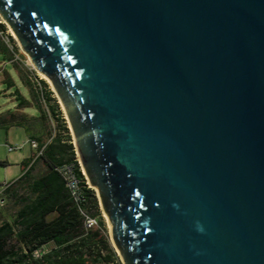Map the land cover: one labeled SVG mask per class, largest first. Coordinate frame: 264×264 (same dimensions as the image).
Listing matches in <instances>:
<instances>
[{
    "label": "water",
    "instance_id": "95a60500",
    "mask_svg": "<svg viewBox=\"0 0 264 264\" xmlns=\"http://www.w3.org/2000/svg\"><path fill=\"white\" fill-rule=\"evenodd\" d=\"M0 17L125 264H264V0H0Z\"/></svg>",
    "mask_w": 264,
    "mask_h": 264
},
{
    "label": "trees",
    "instance_id": "16d2710c",
    "mask_svg": "<svg viewBox=\"0 0 264 264\" xmlns=\"http://www.w3.org/2000/svg\"><path fill=\"white\" fill-rule=\"evenodd\" d=\"M5 27L0 24V32ZM13 43V40L9 38ZM15 49L10 48L0 38V57L3 61L13 60ZM44 88V99L49 104V114L59 120L58 108L51 105V94ZM26 85V84H25ZM27 87V85H26ZM16 93H18L16 91ZM18 95V94H17ZM19 107L28 104L18 96ZM38 100V98H37ZM37 119L47 121V113L38 106ZM57 120V121H58ZM58 122V132L46 145L44 152L29 165L23 162L24 173L19 178L17 188H7L17 207L14 215H7L0 207V264H116L117 258L104 236V224L99 218L98 228L85 231L77 208L72 203L65 183L55 168L65 163H77L75 151L65 126ZM17 127H21L17 125ZM42 162L45 172L31 176L34 163ZM4 164V163H0ZM78 176L81 177L78 171ZM86 207L93 217L100 216L94 192H86ZM53 216L48 220V217ZM53 244L44 250L47 244Z\"/></svg>",
    "mask_w": 264,
    "mask_h": 264
},
{
    "label": "rangeland",
    "instance_id": "374dc122",
    "mask_svg": "<svg viewBox=\"0 0 264 264\" xmlns=\"http://www.w3.org/2000/svg\"><path fill=\"white\" fill-rule=\"evenodd\" d=\"M0 23L5 27L4 32H0L1 40L7 44V46L12 50L15 49L13 54V59L11 61H3L0 57V114L4 112L2 118L7 122V125L13 123L24 122V127L34 136H38L39 140L43 142L42 144H48L50 140L57 134L59 126L58 122L62 126L67 128L64 135L69 136V140L72 143L74 151H76V146L74 142V136L72 134L68 118L66 116L65 110L58 98L51 82L47 83L41 78V73H38L32 66L29 55L26 54L19 46L15 37L11 34L9 26L1 19ZM9 38L13 40V43L9 41ZM35 78L41 79L45 84V90L51 94V105H55L58 108L59 120L55 119L51 114L50 118L44 122L41 119L33 118L31 116H38L36 110L38 106H41L37 100V90L35 87ZM48 80V78H46ZM27 87H26V85ZM16 91L18 93H16ZM18 94V95H17ZM18 96H22L28 104L24 107H19ZM47 109L49 110V104L46 102ZM41 108H44L41 106ZM58 120V121H57ZM22 127L12 126L8 128H0V191H2V185L4 183H10L14 181L11 188H17L19 186V178L22 175L24 169L22 163L31 156L34 158V151L30 148L28 142V133ZM10 143L11 145H22V148L14 150L11 153L7 152L5 144ZM77 152V151H76ZM76 157V155H75ZM35 164V163H34ZM45 172V166L42 162H38L34 165L31 172V176L37 177ZM5 207L7 215L12 216L17 211V207L14 201L10 199V196L5 195ZM100 219L104 224V236L107 239L109 247L113 250L116 256V264H125L122 256L118 252L117 248L112 243L109 236L110 225L108 224L106 215L104 211L99 210ZM53 216L48 217V220L52 219ZM53 247V244H47L44 246V250H49Z\"/></svg>",
    "mask_w": 264,
    "mask_h": 264
},
{
    "label": "built area",
    "instance_id": "2783aa9c",
    "mask_svg": "<svg viewBox=\"0 0 264 264\" xmlns=\"http://www.w3.org/2000/svg\"><path fill=\"white\" fill-rule=\"evenodd\" d=\"M35 82H36L35 87H37L36 90L38 91L37 92L38 102L42 107H44L42 109L47 113L48 118H50L51 115L49 114V111L46 106V101L44 99V88L40 84L41 79L35 78ZM26 143L29 144L30 148L35 153L33 161L40 158V156L44 152V149L47 145L46 143L39 144L35 140H29ZM22 146L23 144L22 145H11V144L5 145L8 153H11L14 150L22 148ZM75 155L76 157L74 161L77 163V166L75 165V163H65L55 168V171H57L59 175L61 176V178L63 179L65 183V187L68 190L70 199L72 203L74 204V206L77 208L78 213L82 218L83 229L85 231H89V230L98 228L100 216L93 217L88 211V208L86 207L87 206L86 205L87 203L86 192L88 190L94 192L95 198L97 199L99 210H101V205H100L95 189H93L88 182V179L83 171V168L81 166V163L79 161L78 154L76 151H75ZM78 171L80 172L81 177L78 176ZM13 183L14 181H11L10 183H4L2 185L3 189L2 191H0V207H3L6 203L5 194H4L5 190L9 188ZM109 236H110V233H109Z\"/></svg>",
    "mask_w": 264,
    "mask_h": 264
},
{
    "label": "crops",
    "instance_id": "0c3cea01",
    "mask_svg": "<svg viewBox=\"0 0 264 264\" xmlns=\"http://www.w3.org/2000/svg\"><path fill=\"white\" fill-rule=\"evenodd\" d=\"M2 115H4V112L2 113V114H0V128H8V127H12V126H17V125H20L22 128H24L25 130H26V127H24V122H18L17 124L16 123H13V124H11V125H7V122L2 118ZM31 117H33V118H37V116H35V115H33V116H31ZM26 132L28 133V135H29V137H28V141L29 140H35V141H37L39 144H42L43 142H41L40 140H39V137L38 136H34L32 133H30V132H28L27 130H26ZM7 144H10V143H7ZM24 144H26V143H24ZM23 144V145H24ZM6 145V144H5ZM24 162H28L29 163V165L30 164H32L34 161H33V158H31V156L30 157H28ZM38 163V162H37ZM37 163H35V165L37 164ZM23 173H24V171H23ZM22 173V174H23Z\"/></svg>",
    "mask_w": 264,
    "mask_h": 264
},
{
    "label": "bare ground",
    "instance_id": "6f19581e",
    "mask_svg": "<svg viewBox=\"0 0 264 264\" xmlns=\"http://www.w3.org/2000/svg\"><path fill=\"white\" fill-rule=\"evenodd\" d=\"M11 34L14 36V34L11 32ZM42 79H44L47 83H49V80L46 79V77L42 74L40 75ZM50 84V83H49Z\"/></svg>",
    "mask_w": 264,
    "mask_h": 264
}]
</instances>
